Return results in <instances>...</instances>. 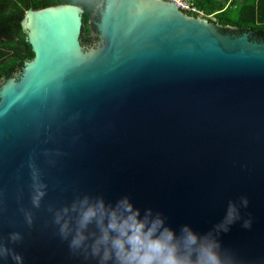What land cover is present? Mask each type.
Listing matches in <instances>:
<instances>
[{"label":"water","instance_id":"water-1","mask_svg":"<svg viewBox=\"0 0 264 264\" xmlns=\"http://www.w3.org/2000/svg\"><path fill=\"white\" fill-rule=\"evenodd\" d=\"M81 13L59 3L21 20L34 56L0 81V240L21 233L9 246L24 264H97L53 222L87 197L107 215L151 210L177 232L212 233L236 264H264V41L166 0H101L103 43L84 50ZM32 165L46 185L39 208Z\"/></svg>","mask_w":264,"mask_h":264},{"label":"clouds","instance_id":"clouds-1","mask_svg":"<svg viewBox=\"0 0 264 264\" xmlns=\"http://www.w3.org/2000/svg\"><path fill=\"white\" fill-rule=\"evenodd\" d=\"M32 168L37 181L32 205L39 208L46 195L43 190L46 185L39 182L38 169L34 165ZM247 206L246 197H241L239 204L231 202L226 222L218 227L223 232L229 231V226L242 218L241 208ZM104 207L103 201L98 206L91 205L85 197L79 207L73 204L54 212L53 222L58 225L59 236L67 241L74 255L95 259L97 264H236L234 255L225 250L212 233L199 234L188 225L177 232L165 226L159 215L153 218L151 210L142 218L137 211L132 217L121 219L115 211L107 215ZM72 212L76 213L74 222ZM25 216L31 225L32 213L26 212ZM92 226L95 230H90ZM242 227L250 228L251 220H244ZM22 240L19 232L10 233L6 241L0 240V258L24 264L23 255L9 246Z\"/></svg>","mask_w":264,"mask_h":264},{"label":"trees","instance_id":"trees-1","mask_svg":"<svg viewBox=\"0 0 264 264\" xmlns=\"http://www.w3.org/2000/svg\"><path fill=\"white\" fill-rule=\"evenodd\" d=\"M101 0H0V81L3 77L20 73L25 62L34 56L30 42L22 28L21 20L28 8H39L59 3H70L82 8L80 37L89 42L93 36L92 28L97 27ZM194 0L195 5L206 14L213 13L208 20L225 25L236 26V31L251 30L264 34V0ZM225 7V8H224ZM187 14L190 12L186 11ZM196 15V13L192 14Z\"/></svg>","mask_w":264,"mask_h":264},{"label":"built area","instance_id":"built-area-1","mask_svg":"<svg viewBox=\"0 0 264 264\" xmlns=\"http://www.w3.org/2000/svg\"><path fill=\"white\" fill-rule=\"evenodd\" d=\"M166 1L172 2L179 10L185 13L186 11H188L191 14L196 13L197 16L206 17L207 19L208 17L212 19L215 18L213 13L206 14L203 9L198 8L195 5L194 0H166ZM230 1L231 0H228L225 7H227L230 4Z\"/></svg>","mask_w":264,"mask_h":264},{"label":"flooded vegetation","instance_id":"flooded-vegetation-1","mask_svg":"<svg viewBox=\"0 0 264 264\" xmlns=\"http://www.w3.org/2000/svg\"><path fill=\"white\" fill-rule=\"evenodd\" d=\"M94 21L96 23L97 19H94ZM232 33H234V30H232ZM91 35L93 36V38L89 42L83 41L81 39V37L79 36L80 42H81L84 50H86V48H90V47H93V46L95 47V46H98V45L103 43V38L100 35V31H99V29L97 27H96V29L92 28ZM253 36H254L255 39H258L260 41H264V34L263 33H253ZM22 71L20 73H16L14 76L16 78H19L21 76V74H22Z\"/></svg>","mask_w":264,"mask_h":264},{"label":"rangeland","instance_id":"rangeland-1","mask_svg":"<svg viewBox=\"0 0 264 264\" xmlns=\"http://www.w3.org/2000/svg\"><path fill=\"white\" fill-rule=\"evenodd\" d=\"M192 15V14H191ZM193 16H197V15H193ZM200 17V16H199ZM208 21H210V20H208ZM210 22H212V21H210Z\"/></svg>","mask_w":264,"mask_h":264}]
</instances>
